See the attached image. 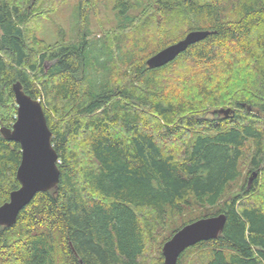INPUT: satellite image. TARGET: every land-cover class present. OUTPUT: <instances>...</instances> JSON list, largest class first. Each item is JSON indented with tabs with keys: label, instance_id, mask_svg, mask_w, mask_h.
Listing matches in <instances>:
<instances>
[{
	"label": "trees",
	"instance_id": "1",
	"mask_svg": "<svg viewBox=\"0 0 264 264\" xmlns=\"http://www.w3.org/2000/svg\"><path fill=\"white\" fill-rule=\"evenodd\" d=\"M26 1L0 0V128L15 121L19 82L42 105L60 180L0 226V264H164L161 248L178 230L220 214L219 237L177 264L192 252L200 264H264V0H149L140 27L138 5L116 0L119 36L92 37L80 9L76 41L52 46L26 33L39 0ZM194 30L210 34L146 66ZM184 63L205 67L165 79ZM20 158L0 134V206L19 188ZM192 210L156 242L167 220Z\"/></svg>",
	"mask_w": 264,
	"mask_h": 264
},
{
	"label": "water",
	"instance_id": "2",
	"mask_svg": "<svg viewBox=\"0 0 264 264\" xmlns=\"http://www.w3.org/2000/svg\"><path fill=\"white\" fill-rule=\"evenodd\" d=\"M210 34L206 30H194L180 41L166 46L146 60L149 69L161 68L183 53L188 46L204 40ZM16 104V117L11 127H1L0 134L20 145L21 158L16 170L19 188L9 194V200L0 206V226L15 225L20 211L37 193L55 190L59 184V157L52 143V133L47 125L39 100L25 94L19 82L12 85ZM250 110V108H247ZM231 109H220L218 115L227 117ZM256 176L253 173L249 184ZM223 214L202 218L178 230L161 248L164 264H177L180 255L188 248L204 241L215 240L224 229ZM81 264V262H80Z\"/></svg>",
	"mask_w": 264,
	"mask_h": 264
},
{
	"label": "rangeland",
	"instance_id": "3",
	"mask_svg": "<svg viewBox=\"0 0 264 264\" xmlns=\"http://www.w3.org/2000/svg\"><path fill=\"white\" fill-rule=\"evenodd\" d=\"M41 1V2H40ZM116 0H39L36 1L35 7L32 10V18L26 25V33L29 35H34L36 38L46 42L47 45L52 46L57 42H68L76 41L78 34L79 21V11H83L86 15V21L84 25L87 26L92 37H103L105 35L115 37L119 36L120 31L118 28V20L115 11H113V6ZM131 1L133 5L137 4L138 8L132 10L130 13L132 16H138L139 23L138 27L145 24L147 20L151 18L149 15L140 16V14L145 13L144 8L149 0H126ZM27 5H30L31 0L26 1ZM143 4V6H142ZM155 22L161 23V19L158 16L153 17ZM146 26V25H144ZM144 29L145 27L142 26ZM135 30V29H134ZM165 30V29H164ZM177 30V28H176ZM128 33L132 34L133 30L128 29ZM142 31V30H141ZM142 32H149L148 29H144ZM174 32V31H173ZM176 33V32H174ZM138 33L130 35V37L137 36ZM176 68H168L163 74L165 79L168 81H175V78L182 79L183 76H189L192 74L193 69L204 68L200 65L196 67L190 64H178ZM186 65V67H185ZM189 68V69H186ZM197 72V71H195ZM194 72V73H195ZM198 75V74H197ZM179 88V87H178ZM229 109V108H224ZM248 167V160L243 161L241 166L242 175H245ZM243 177L241 176L236 183L232 185L231 195H235L243 184ZM261 178V175H260ZM251 184V183H250ZM249 184V185H250ZM197 211L192 210L186 213L184 218H173L167 220L168 227L163 231H156V242L159 241L160 237L166 235L167 230H171L180 225L182 219L187 220L192 216L196 215ZM169 233V232H168ZM154 242L149 245L147 244L148 256L152 257L156 250L157 243ZM190 255L184 258L183 264H200L199 259L195 253H189ZM196 257V258H195Z\"/></svg>",
	"mask_w": 264,
	"mask_h": 264
},
{
	"label": "bare ground",
	"instance_id": "4",
	"mask_svg": "<svg viewBox=\"0 0 264 264\" xmlns=\"http://www.w3.org/2000/svg\"><path fill=\"white\" fill-rule=\"evenodd\" d=\"M225 225V224H224Z\"/></svg>",
	"mask_w": 264,
	"mask_h": 264
}]
</instances>
